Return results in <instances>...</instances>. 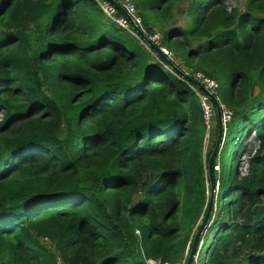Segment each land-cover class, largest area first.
Returning a JSON list of instances; mask_svg holds the SVG:
<instances>
[{
  "label": "trees",
  "instance_id": "1",
  "mask_svg": "<svg viewBox=\"0 0 264 264\" xmlns=\"http://www.w3.org/2000/svg\"><path fill=\"white\" fill-rule=\"evenodd\" d=\"M129 1L231 111L201 264H264V0H190L184 28L164 23L175 0ZM144 44L95 0H0V264L184 260L210 196L205 126Z\"/></svg>",
  "mask_w": 264,
  "mask_h": 264
},
{
  "label": "rangeland",
  "instance_id": "2",
  "mask_svg": "<svg viewBox=\"0 0 264 264\" xmlns=\"http://www.w3.org/2000/svg\"><path fill=\"white\" fill-rule=\"evenodd\" d=\"M190 2V0H175L172 2L171 6H170V9H169V14H168V17H167V20L169 21H164V23L167 25V24H174L175 26H178L180 28H184L186 27L187 25V20H188V15L186 13L187 11V5L188 3ZM224 2V5L227 9H233V8H236V10H242L243 9V5H244V2L245 0H223ZM133 4V3H132ZM134 6V5H133ZM135 8V7H134ZM100 9V8H99ZM101 11V10H100ZM119 12V11H118ZM135 13L136 15H138L139 17V24L138 26L140 27L139 29H141L142 31V34L145 35V26L143 25L142 23V18L143 20L147 23V25L150 27V30H153L152 32H149L147 33V35H150L151 33L153 32H157L159 34V43L161 44L160 42V38H161V30L159 29V26H157L153 20V17L150 15V14H147V13H143L142 15V18L140 17L141 15H139V11L135 8ZM131 25V24H130ZM119 29L123 30L124 32H126L127 34H129L130 36H132L133 38H135L140 44L142 43V38L139 36V34L132 28V26L130 27V29H125V28H122V27H118ZM134 31H133V30ZM196 44L195 41H193L191 43L192 46H194ZM142 45H144L142 43ZM145 46V45H144ZM169 52V57L170 59H172L174 61V63L179 67L180 66V70L183 71L184 73L187 74V72H191L189 69H186L185 67H183L182 65V61L181 59L175 55L174 51H172L171 49L169 48H166ZM148 50V48H147ZM151 53V52H150ZM153 54V53H152ZM154 56H156L157 60L159 61L160 59L158 58L157 55L153 54ZM160 63L162 64L163 62L160 60ZM164 64V63H163ZM162 66L165 68L164 64ZM167 66V65H166ZM169 67V66H167ZM166 69V68H165ZM175 75V72L169 68ZM169 69H166L167 71L170 72ZM192 75V74H191ZM193 92V91H192ZM194 93V92H193ZM196 96V95H195ZM217 102H218V99H216ZM214 111H215V108H214ZM4 114L3 112L0 111V120L3 118ZM227 122V121H224L223 122V133H224V123ZM214 130V117L213 115L211 116L210 118V123L208 124V128L204 129V135H203V151H202V155L204 157L205 154L207 153H210L211 151V146L212 144L214 143V140L215 138H213V135H212V132ZM223 136V135H222ZM247 141V142H246ZM246 145L244 147V149L242 151H240V154L237 155V158L240 162V171H243L244 167H245V158H246V155L248 153H251L252 149L255 147V144L253 142V136L251 135L250 137H248L246 139ZM213 147V146H212ZM227 154H225V156L223 157V162L225 164H227L228 161H226L227 159ZM216 163V162H215ZM214 171L215 172V176H218L219 172V168L217 167V165H215L214 167ZM207 173V172H206ZM217 182L214 183V188L211 190L210 189V186H208V183H206V194L207 195H210L212 194V199L214 201V198H215V192H216V186ZM208 200V199H207ZM208 203V201L206 202V204ZM214 206V205H213ZM207 207V206H206ZM211 208H212V204H211V207H210V211H211ZM43 243L51 250H55L54 249V245L47 239H43ZM201 246H202V240L200 241L199 245H198V248H197V251L196 253L194 254V257H193V261L192 263L193 264H201V261L203 259V255H202V251H200L201 249ZM188 254V253H187ZM186 254V256H187ZM185 256V258H186ZM184 258V260H185ZM184 260L179 263V264H184ZM145 264H150L147 262V260H145ZM152 264V263H151ZM154 264H160L156 261H154Z\"/></svg>",
  "mask_w": 264,
  "mask_h": 264
},
{
  "label": "built area",
  "instance_id": "3",
  "mask_svg": "<svg viewBox=\"0 0 264 264\" xmlns=\"http://www.w3.org/2000/svg\"><path fill=\"white\" fill-rule=\"evenodd\" d=\"M95 1L97 3L98 7L100 8L102 14L104 15V17L107 20H109L113 25H115L117 27H122V28H125V29H130L131 25H130L129 20L126 17H124L123 15H121L118 12V10L109 1H107V0H95ZM112 1L118 3L124 9L126 14L131 18L133 24L135 26H137L138 28H140L138 26L139 17H138V15H136L135 8H134L133 4L129 0H112ZM144 36L166 58L170 59L168 50L159 43V34L157 32H153L150 35H144ZM142 43L144 44L143 41H142ZM164 66H165L166 69H169V67H167L166 65H164ZM170 72H172V71L170 70ZM178 77L183 80L182 77H180V76H178ZM191 78L194 81H196L198 84H200L206 92L214 95V97H215L214 91H215V88H216L217 84L214 81V79L207 78L200 72H193L192 75H191ZM185 82L187 83L189 88L194 92V94L197 97L198 104H199L200 110L202 112L203 123H204L205 129H206V128H208V124L210 123V118L213 115L214 106H213L209 96L204 91L200 90L196 85H194V84H192V83H190V82H188L186 80H185ZM218 105H219V110H220V116H221L222 123L224 121H228L230 116H231V111L224 104L220 103L219 101H218ZM146 260H147L148 263L154 264L153 260H151V259H146Z\"/></svg>",
  "mask_w": 264,
  "mask_h": 264
},
{
  "label": "water",
  "instance_id": "4",
  "mask_svg": "<svg viewBox=\"0 0 264 264\" xmlns=\"http://www.w3.org/2000/svg\"><path fill=\"white\" fill-rule=\"evenodd\" d=\"M107 1H109L119 11V13L121 15H123L124 17H126L129 20L132 28L141 36L142 40L149 46V48H151V50L158 56V58L164 64L171 67V69L175 72L176 75H178V76L182 77L184 80L196 85L200 90L204 91L209 96V98H210V100H211V102L215 108V116L217 119V132H216L215 140L213 143V147H212V149L208 155L207 164H206L207 177L209 180L210 189L212 190L214 188V180H213L214 159L218 153V150H219V147H220V144L222 141V135H223V123L221 121L219 105H218L216 98L214 97V95L206 92L200 84H198L196 81H194L192 78H190L186 73H184L183 71H181L180 69L175 67L168 58H166L155 46H153L151 44V42L142 34L141 30L133 24L131 18L126 14L124 9L118 3H116L112 0H107ZM211 204H212V194H210V196H209L207 207H206L205 213L202 217V220H201L200 224L198 225L197 229L195 230V232L192 236L189 251H188V254L184 260V264H191L193 261L194 254L196 253L198 245L202 239L203 233L208 226V219H209Z\"/></svg>",
  "mask_w": 264,
  "mask_h": 264
}]
</instances>
